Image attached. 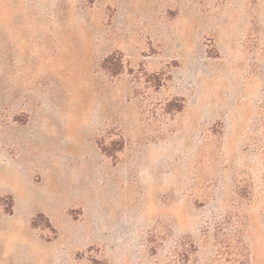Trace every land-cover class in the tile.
Listing matches in <instances>:
<instances>
[{
	"label": "rangeland",
	"instance_id": "374dc122",
	"mask_svg": "<svg viewBox=\"0 0 264 264\" xmlns=\"http://www.w3.org/2000/svg\"><path fill=\"white\" fill-rule=\"evenodd\" d=\"M91 259L264 264V0H0V264Z\"/></svg>",
	"mask_w": 264,
	"mask_h": 264
},
{
	"label": "trees",
	"instance_id": "16d2710c",
	"mask_svg": "<svg viewBox=\"0 0 264 264\" xmlns=\"http://www.w3.org/2000/svg\"><path fill=\"white\" fill-rule=\"evenodd\" d=\"M91 2H93L94 0H90ZM114 74H118V73H114ZM181 110V107L178 109V111ZM7 210L5 211L6 214L11 215L12 214V207H13V203L12 201L10 202V205L6 206ZM49 223V221H47ZM90 264H108L107 262L101 260V259H91Z\"/></svg>",
	"mask_w": 264,
	"mask_h": 264
},
{
	"label": "crops",
	"instance_id": "0c3cea01",
	"mask_svg": "<svg viewBox=\"0 0 264 264\" xmlns=\"http://www.w3.org/2000/svg\"><path fill=\"white\" fill-rule=\"evenodd\" d=\"M6 215H8V214H6ZM12 215V214H11ZM31 228V227H30ZM31 231L33 232V230L31 229ZM40 238V237H39ZM41 239V238H40ZM42 240V239H41ZM42 241H44V240H42ZM49 242V241H48Z\"/></svg>",
	"mask_w": 264,
	"mask_h": 264
}]
</instances>
